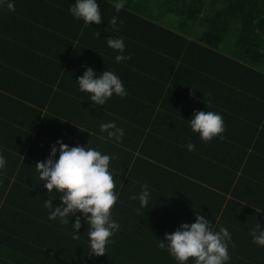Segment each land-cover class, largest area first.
<instances>
[{"label": "trees", "instance_id": "1", "mask_svg": "<svg viewBox=\"0 0 264 264\" xmlns=\"http://www.w3.org/2000/svg\"><path fill=\"white\" fill-rule=\"evenodd\" d=\"M13 2L0 8V264H177L157 239L196 214L231 233L227 264H264L248 234L264 227V0H124L119 12L97 0L90 26L69 15L73 0ZM110 36L129 60L114 62ZM85 66L113 71L127 95L93 105L75 82ZM199 110L221 114L222 138L190 130ZM108 121L124 129L118 142L99 131ZM57 139L112 157L120 227L103 255H90L83 219L77 238L47 219L43 199L60 201L34 164ZM145 183L141 209L131 197Z\"/></svg>", "mask_w": 264, "mask_h": 264}, {"label": "clouds", "instance_id": "2", "mask_svg": "<svg viewBox=\"0 0 264 264\" xmlns=\"http://www.w3.org/2000/svg\"><path fill=\"white\" fill-rule=\"evenodd\" d=\"M124 6V0H115V11ZM0 8L15 10L13 0H0ZM67 11L73 19L83 21L85 26L101 22V12L97 0H73ZM109 24L118 31L117 17H110ZM98 36V33H96ZM106 45L116 52L114 62L129 60L125 53L123 37H107ZM78 91L89 94L88 100L93 105L102 106L112 96L121 98L127 95L123 82L113 71L103 70L97 73L91 66H85L76 80ZM190 130L198 134L201 141L207 142L223 132V118L219 112L193 111L187 120ZM99 131L107 138L118 142L124 129L115 121L100 123ZM101 139L104 136L100 137ZM187 151L194 150L190 141L183 146ZM110 155L87 146H69L57 139L49 145V152L43 161H37L35 169L41 185L54 197L58 196L59 205L54 206V199H43V207L48 210L47 219L57 220L60 224L71 226L73 238L79 234L81 220L87 223V239L89 253L92 256L105 254L110 237L120 225L111 216L110 209L118 198L114 191L113 173L109 170ZM5 166V158L0 155V168ZM138 201L141 209H146L150 191L148 185L142 184L137 195L131 197ZM70 217L72 218L70 224ZM251 242L257 247H264V227L256 221L249 230ZM157 246L171 255L177 264H227L230 259L228 247L231 233L224 226L215 230L208 217L196 214L194 222H182L171 233H165L162 240L157 239Z\"/></svg>", "mask_w": 264, "mask_h": 264}, {"label": "rangeland", "instance_id": "3", "mask_svg": "<svg viewBox=\"0 0 264 264\" xmlns=\"http://www.w3.org/2000/svg\"><path fill=\"white\" fill-rule=\"evenodd\" d=\"M218 7H220L218 5ZM201 33H196L195 30H193V33L191 34V36H189V34H186V37L189 38V39H193V40H197L198 37L200 36Z\"/></svg>", "mask_w": 264, "mask_h": 264}]
</instances>
